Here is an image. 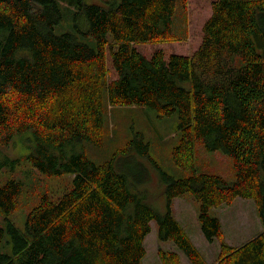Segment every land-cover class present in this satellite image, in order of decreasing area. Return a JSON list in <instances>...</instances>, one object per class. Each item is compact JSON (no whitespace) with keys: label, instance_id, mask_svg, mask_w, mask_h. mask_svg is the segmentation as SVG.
<instances>
[{"label":"trees","instance_id":"obj_1","mask_svg":"<svg viewBox=\"0 0 264 264\" xmlns=\"http://www.w3.org/2000/svg\"><path fill=\"white\" fill-rule=\"evenodd\" d=\"M101 1L0 0V173L25 160L48 177L74 175L58 200L41 197L23 232L12 221L22 184L0 185V246L6 233L13 241V254L0 252V264H142L152 221L159 241L173 242L190 264H207L172 214L173 200L186 193L199 202L205 239L221 242L215 264H264V0H214L197 50L166 56L160 49L149 57L135 45L186 40L174 31L177 0ZM62 3L75 32L55 33ZM125 105L159 118L178 115L172 161L190 174L163 173V214L114 167L119 154L148 156L142 135L101 164L84 150L83 142L103 143L108 108ZM16 135L23 157L2 150ZM197 142L232 158V183L195 171ZM236 198L254 201L263 230L232 247L210 210ZM158 258L181 264L176 251L160 248Z\"/></svg>","mask_w":264,"mask_h":264},{"label":"rangeland","instance_id":"obj_2","mask_svg":"<svg viewBox=\"0 0 264 264\" xmlns=\"http://www.w3.org/2000/svg\"><path fill=\"white\" fill-rule=\"evenodd\" d=\"M102 3L101 0H89ZM214 0H177L174 16V31L181 36H186L183 42L153 45L142 43L135 45L136 50L149 57L155 50L162 49L166 56L169 54L191 55L200 45L201 27L210 14L211 4ZM64 13L63 22L55 27V33L75 32L73 20L69 17L66 4H61ZM81 42L94 47L92 37L78 35ZM110 41L111 38H110ZM107 66L110 79L114 77L109 55ZM156 112L146 107L114 106L108 108L105 115V133L103 143L94 145L83 142L87 157L95 164H101L113 157V154L128 141L137 139L142 135L145 143L149 145L147 157L140 156L135 150L127 155L119 154L115 157L114 167L123 173L128 180L130 188L142 194L146 203L156 212H166L165 182L163 173L172 178L187 177L190 172L174 164L172 151L180 139L178 129L179 119L175 113L169 117L159 118ZM3 153L9 157H23L27 153L21 136L16 135L10 145L4 147ZM195 171L199 174H213L224 178L228 183L235 180V170L232 158L222 150L209 151L202 143L195 144ZM20 181L22 184L18 198V208L12 215V221L20 231L25 230L27 213L37 206L43 195L56 201L72 188L74 175L48 177L25 160L14 169L3 170L0 173V185L7 180ZM175 213L179 224L185 230L193 245L209 263L219 257L221 242L215 239L209 242L201 232L198 222L199 202L190 194H182L175 202ZM211 216L219 218L222 224L224 242L232 247L241 246L263 230L257 215L256 206L252 199L236 198L231 205H221L210 210ZM0 226H3L2 221ZM7 233L0 246V252L13 254V241ZM146 255L142 264H161L158 250L176 251L181 264H190L188 258L173 242L158 240L155 222H151V232L144 240ZM217 260L213 263L215 264Z\"/></svg>","mask_w":264,"mask_h":264},{"label":"crops","instance_id":"obj_3","mask_svg":"<svg viewBox=\"0 0 264 264\" xmlns=\"http://www.w3.org/2000/svg\"><path fill=\"white\" fill-rule=\"evenodd\" d=\"M177 200H179V197L178 198H176V199H174L173 200V202H172V210H173V212L175 213V202H177ZM173 213V215H174V217H175V219L179 222V220H178V217L177 216H175V214ZM217 260V258L214 260V261H212L211 260V262L209 263L208 261H206L207 262V264H213L215 261Z\"/></svg>","mask_w":264,"mask_h":264}]
</instances>
